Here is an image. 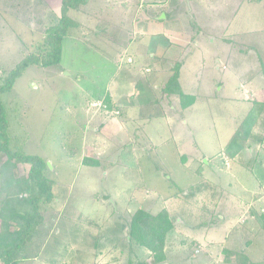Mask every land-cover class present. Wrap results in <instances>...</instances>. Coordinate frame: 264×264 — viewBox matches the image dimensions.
<instances>
[{"label": "rangeland", "instance_id": "374dc122", "mask_svg": "<svg viewBox=\"0 0 264 264\" xmlns=\"http://www.w3.org/2000/svg\"><path fill=\"white\" fill-rule=\"evenodd\" d=\"M61 1L0 0V74L34 51L46 27L57 21ZM123 1L90 0L69 11L74 24L58 64L29 66L0 96L8 132L24 153L46 160L54 183L55 200L44 205L45 226L31 237L18 264H164L119 240L126 235L120 226L136 210L157 213L166 207L177 232L165 244L167 264H229L233 258L216 255L211 242L197 238L214 226L208 238L221 240L220 250L243 249L258 260L264 234L252 231L264 218V103L256 102L264 101V0H208L213 7L200 13L188 5L181 22L198 47L182 51L179 80L186 92L198 89L195 106L181 117L162 105L161 113L150 112L151 124L128 122L127 132L106 141L94 120L107 113L93 100L106 94L127 48L109 32L112 20L119 23ZM132 17L125 21L127 31ZM146 100L138 95V101ZM175 116L183 125L164 124ZM128 133L135 134L129 144L123 137ZM86 158L97 165L84 164ZM28 168L19 166L18 174L23 177ZM191 190L185 201L181 194ZM175 195L179 199L170 207L166 200ZM200 220L213 224L203 227ZM96 241L101 244L94 246Z\"/></svg>", "mask_w": 264, "mask_h": 264}, {"label": "trees", "instance_id": "16d2710c", "mask_svg": "<svg viewBox=\"0 0 264 264\" xmlns=\"http://www.w3.org/2000/svg\"><path fill=\"white\" fill-rule=\"evenodd\" d=\"M89 2L90 0L61 1L57 21L46 27L44 37L35 46L34 51L21 59L6 74L3 69L1 70L0 96L12 89L14 82L29 66L36 65L46 68L58 64L62 41L64 37L69 35L74 24L67 14L69 11L81 10ZM176 83V76L173 74L167 83V87H172ZM180 96L181 100L186 101L185 104L191 101L189 97L183 94ZM101 98L104 100H100ZM101 98L93 101L100 102L104 111L108 113L111 105H109L105 95ZM258 104L263 105L262 103ZM8 127L5 109L0 98V155L4 157L0 164V264H18L20 259L25 258L24 252L31 237L39 234V232L37 233L39 228L45 226L44 205L51 204L55 200V194L53 192L54 183L48 177L46 160L37 155L24 153L17 138L8 132ZM89 161L97 165L95 160L88 158L84 159V164ZM19 166L29 167L23 177L18 174ZM199 187H195L198 193L201 191ZM191 192L192 190L181 194L185 201L193 196ZM175 221L176 219L174 220L165 209L157 213L138 209L130 215L128 221L120 226L122 231L125 230L126 235L119 241L123 245L131 243L139 246V248L142 247L152 255L159 254V259H162L161 253L165 249L169 232L174 229ZM200 223L206 227L212 221L200 220ZM260 224L259 229L252 232L259 233L261 231L264 234V218ZM243 225L245 229L250 230V225L247 222ZM241 230L239 229L240 232ZM99 243L101 244V241H96L94 246ZM113 247L118 248V244L114 243ZM220 253L233 258L232 261H227L229 264H264V256L258 260L254 259V257L246 255L243 249L234 252L221 249L215 254Z\"/></svg>", "mask_w": 264, "mask_h": 264}, {"label": "crops", "instance_id": "0c3cea01", "mask_svg": "<svg viewBox=\"0 0 264 264\" xmlns=\"http://www.w3.org/2000/svg\"><path fill=\"white\" fill-rule=\"evenodd\" d=\"M190 4H194L192 8L199 13L201 11L200 9L207 12L213 7L211 1L209 2L208 0H125L120 4V9H118V18L120 19L117 18L119 23H115L112 20L109 24V28L112 27L109 29V32L110 35L112 34L111 37H113V40L118 42L122 41L125 45L124 47L127 48L125 53L119 56L116 78L112 79L105 94L107 101L110 103L109 105H111L109 109L112 112L107 113L110 115L108 117L100 113L97 115L96 120H94L96 122L95 125H101L97 127L98 132L100 131L99 127L104 130V134H98L103 140L110 141L115 137L117 138L123 130L126 131L128 122H133L136 125L151 124L154 117L151 114L153 113L152 111L158 109L159 113H161L162 105L169 109L172 107V115L182 114L181 117L183 116V111L191 110L195 106L198 98V89L196 88L191 92H186L179 80L181 75L180 68L182 63L180 59L182 51L187 49L188 46H191L193 49L198 47L194 36L191 35L192 32L188 31L184 27L185 24L181 22V18L183 19L181 14L182 12L184 15L187 14V8ZM224 8L226 9L225 4L221 9H217L224 10ZM132 12H134L133 17ZM130 17H132L130 21L132 30L127 31L124 28H129V26H126L125 21L129 22ZM123 18L125 19L123 20ZM201 65L204 66V64ZM173 74L176 76L177 83L173 84L172 87H167V83ZM198 75H201L200 72ZM120 79L124 81L120 83ZM194 79L197 81L196 78ZM154 86L158 87L157 90H159L160 96L158 93H154ZM138 87L139 91L137 94ZM178 91L186 97H189L191 101L185 104L186 101L180 99L181 94ZM146 94H149L151 99H148V95ZM138 95L146 97V103L138 101ZM100 100H104V98ZM260 101L264 103L262 99L256 100L257 103ZM115 111L118 112V115L113 114ZM159 113L157 115H160ZM92 118H94V115ZM182 120L179 122L176 116L174 118L170 117L168 120L166 119L164 124L183 125L184 120ZM112 136L114 137L112 138ZM133 136L135 134L132 133H128L127 136L123 135V137L128 138L126 141L127 144H129L130 140H133ZM107 137L111 139L108 140L106 139ZM116 145L120 144L118 143ZM120 149L121 147L112 149L111 154L114 156L117 155ZM241 190L243 193V189ZM178 199L175 196V198L170 200L167 199L166 203L172 207V202ZM163 202L165 203V201ZM165 210H168L167 207ZM195 210L199 212L197 207H195ZM204 230L205 233L197 238H203L201 240L203 242H211L208 248L212 250V247H216L215 253L219 252L220 244L218 242L221 240L215 242L216 240L212 241L211 238H208L210 231H217L216 227L214 226ZM173 232V235L172 233L168 235L167 240L177 233L175 229ZM197 238L194 241L198 243L200 240H197ZM167 252V247H165V250L161 253L163 256L161 260L165 261L164 264H167ZM158 257L159 254H154L153 259H157Z\"/></svg>", "mask_w": 264, "mask_h": 264}, {"label": "built area", "instance_id": "2783aa9c", "mask_svg": "<svg viewBox=\"0 0 264 264\" xmlns=\"http://www.w3.org/2000/svg\"><path fill=\"white\" fill-rule=\"evenodd\" d=\"M97 103H98L99 105H101V103H100V102H97ZM115 114H116V115H118V112H115Z\"/></svg>", "mask_w": 264, "mask_h": 264}]
</instances>
